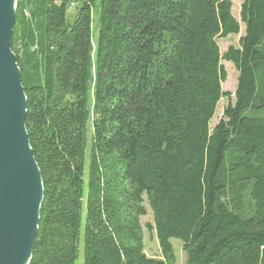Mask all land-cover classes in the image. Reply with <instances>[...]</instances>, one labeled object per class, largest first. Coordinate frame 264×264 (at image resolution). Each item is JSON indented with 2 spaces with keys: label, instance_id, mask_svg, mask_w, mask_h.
Instances as JSON below:
<instances>
[{
  "label": "trees",
  "instance_id": "16d2710c",
  "mask_svg": "<svg viewBox=\"0 0 264 264\" xmlns=\"http://www.w3.org/2000/svg\"><path fill=\"white\" fill-rule=\"evenodd\" d=\"M16 0L43 200L28 264H264V0ZM72 15V18H69ZM97 33V37H96ZM237 71L234 104L220 61ZM151 211L160 259L144 253ZM82 241V243H81Z\"/></svg>",
  "mask_w": 264,
  "mask_h": 264
},
{
  "label": "water",
  "instance_id": "95a60500",
  "mask_svg": "<svg viewBox=\"0 0 264 264\" xmlns=\"http://www.w3.org/2000/svg\"><path fill=\"white\" fill-rule=\"evenodd\" d=\"M16 0H0V264H28L43 187L24 122L26 98L10 50Z\"/></svg>",
  "mask_w": 264,
  "mask_h": 264
},
{
  "label": "rangeland",
  "instance_id": "374dc122",
  "mask_svg": "<svg viewBox=\"0 0 264 264\" xmlns=\"http://www.w3.org/2000/svg\"><path fill=\"white\" fill-rule=\"evenodd\" d=\"M99 2L100 0H97L96 6L93 11V29L98 26V15H99ZM231 2V14L233 18L238 22L239 24V34L236 36H228L225 39H218L217 45L219 47L220 55L222 56L224 53L227 52L229 48L237 49L239 47V40L243 36L244 33V26L240 21V8L243 0H230ZM72 15H69V18H72ZM97 37V33H96ZM220 66L223 68L224 73L226 75L225 81L221 84V90L223 93L229 94L228 98H222L216 108L215 114L210 122V128H213L218 121L222 118V114L224 109L230 104H234V94L236 89V81H237V71L235 67L226 61L221 60ZM257 117H264V110H260L256 112ZM143 206L145 208V215L139 219L140 225L142 227V233H143V248L144 253L149 258H156L160 259V251L158 247V243L156 241L155 232L154 230H148L146 226L153 227V219L150 209L148 208V205L146 203L145 197H143ZM82 243V241H81ZM170 243L173 248V253L175 257V264H184L185 261V254L182 250V245L179 241L175 239H171ZM79 259L76 262V264H82V247L80 246L79 249Z\"/></svg>",
  "mask_w": 264,
  "mask_h": 264
}]
</instances>
